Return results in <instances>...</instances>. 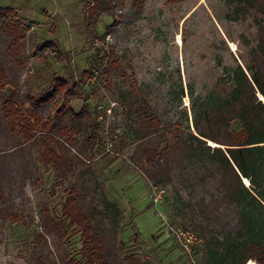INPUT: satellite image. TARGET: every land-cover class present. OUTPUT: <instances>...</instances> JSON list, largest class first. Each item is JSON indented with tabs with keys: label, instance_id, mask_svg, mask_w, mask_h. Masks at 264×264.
<instances>
[{
	"label": "rangeland",
	"instance_id": "1",
	"mask_svg": "<svg viewBox=\"0 0 264 264\" xmlns=\"http://www.w3.org/2000/svg\"><path fill=\"white\" fill-rule=\"evenodd\" d=\"M94 4L0 0V25L10 23L25 33L22 51L13 59L3 54L8 39L0 36L6 79L14 81L25 100H36L56 80H65L75 90L73 112L89 118V127L73 135L76 145L69 151L72 157L79 152L76 147H84L83 162H75V174L65 180L59 181L40 159L37 141L19 154L0 157L5 166L0 208L6 211L0 213V264L69 259L79 264L80 231L68 227L59 241L53 231H42L39 210H52L60 219L71 188L83 180L79 194L97 206L103 225L115 226V264H215L218 256L211 250L221 255L224 249L202 242L204 222L184 189L175 181L157 187L148 178L149 165L132 156L135 133L148 112L165 128L159 150L171 144L169 130L176 124L193 131L194 112L224 97L228 76L237 65L249 64L257 44L256 15L239 21L235 4L226 0ZM10 92L6 86L0 95L6 98ZM57 100L56 107L61 105ZM21 141L0 131L1 149Z\"/></svg>",
	"mask_w": 264,
	"mask_h": 264
},
{
	"label": "trees",
	"instance_id": "2",
	"mask_svg": "<svg viewBox=\"0 0 264 264\" xmlns=\"http://www.w3.org/2000/svg\"><path fill=\"white\" fill-rule=\"evenodd\" d=\"M84 1L101 5V0ZM226 1L235 4L233 14L239 21L252 13L256 15L257 44L250 50L249 64L237 65L232 76H228L230 86L224 97L194 112L193 131L176 124L175 130H169L171 144L161 150L165 128H160L155 113L148 112L138 123L132 156L149 165L150 169L145 171L155 186L175 181L187 192L191 207L204 222L199 228L202 242L225 251L220 255L211 250L214 257L218 256L215 264H264V0ZM0 36L8 39L3 51L6 57L13 59L21 53L25 33L20 27L1 24ZM1 62L0 93L6 86L11 87V92L6 98L0 95V131L11 140L18 136L22 141L9 149L0 148V157L5 160L11 152L19 154L26 144L37 141L40 159L54 169L59 181L74 175L75 162H83L84 147H76L79 152L69 156L76 145L73 135L89 127V118L72 110L74 88L65 80H56L36 100H25L14 81L3 75ZM57 99L61 105L56 107ZM4 167L3 163L0 203ZM75 187L61 207L60 219L52 210H39L42 231H53L61 241L67 228L74 226L82 240L79 264H115L114 224L110 223L113 228L103 225L97 206L79 194L85 187L84 180ZM1 212L6 211L0 208ZM258 233H262L261 237ZM40 236L46 243L44 235ZM61 261L78 264L72 259Z\"/></svg>",
	"mask_w": 264,
	"mask_h": 264
}]
</instances>
